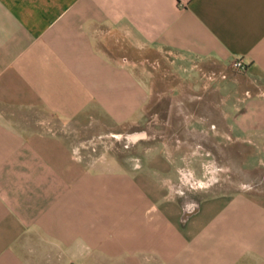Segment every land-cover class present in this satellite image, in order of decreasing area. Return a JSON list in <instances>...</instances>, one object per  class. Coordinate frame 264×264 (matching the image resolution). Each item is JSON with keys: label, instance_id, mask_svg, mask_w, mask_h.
Wrapping results in <instances>:
<instances>
[{"label": "crops", "instance_id": "0c3cea01", "mask_svg": "<svg viewBox=\"0 0 264 264\" xmlns=\"http://www.w3.org/2000/svg\"><path fill=\"white\" fill-rule=\"evenodd\" d=\"M0 264H264V0H0Z\"/></svg>", "mask_w": 264, "mask_h": 264}, {"label": "rangeland", "instance_id": "374dc122", "mask_svg": "<svg viewBox=\"0 0 264 264\" xmlns=\"http://www.w3.org/2000/svg\"><path fill=\"white\" fill-rule=\"evenodd\" d=\"M154 110L159 112V108L157 107L153 108V111ZM110 141L112 142V140L108 138L103 140L104 146L100 148L101 150H98L99 153H102L100 154V158H103V157L109 158L111 156H115V157H118L120 160H127V161H129L130 158L131 159L134 157L139 158L138 152L133 153V151L131 150H117L116 147H114ZM119 142L120 143L118 144V146L121 148L123 141L120 140ZM115 146H117V144H115ZM88 151L91 152L90 150ZM164 151L167 152V154H169L170 158H174V157L176 158L177 157L176 152L183 151L184 156H182V158L184 159V161H192L193 157L198 159V162L200 165V178L201 179L224 178V175L228 173L224 167L225 166V161H224L225 150H210V153L208 152V150H200V154L198 155L195 154L194 156H192L191 150H164ZM233 151H234L233 153L236 154L237 162L239 161V159H241V157L243 158V156H241L239 151L243 152L244 150H233ZM233 160H235V158Z\"/></svg>", "mask_w": 264, "mask_h": 264}, {"label": "built area", "instance_id": "2783aa9c", "mask_svg": "<svg viewBox=\"0 0 264 264\" xmlns=\"http://www.w3.org/2000/svg\"><path fill=\"white\" fill-rule=\"evenodd\" d=\"M232 68L237 70H242L245 68V64L242 62L240 58H235L230 62Z\"/></svg>", "mask_w": 264, "mask_h": 264}]
</instances>
